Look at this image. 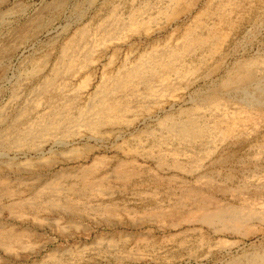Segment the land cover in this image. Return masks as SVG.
<instances>
[{"label":"rangeland","instance_id":"obj_1","mask_svg":"<svg viewBox=\"0 0 264 264\" xmlns=\"http://www.w3.org/2000/svg\"><path fill=\"white\" fill-rule=\"evenodd\" d=\"M169 47L182 77L143 70L110 97L128 111L82 125L97 87ZM263 75L264 0H0V264H264ZM52 114L75 125L14 142ZM90 166L102 195L62 178Z\"/></svg>","mask_w":264,"mask_h":264},{"label":"bare ground","instance_id":"obj_2","mask_svg":"<svg viewBox=\"0 0 264 264\" xmlns=\"http://www.w3.org/2000/svg\"><path fill=\"white\" fill-rule=\"evenodd\" d=\"M171 1V0H170ZM161 2V1H160ZM169 2V1H168ZM173 4V3H172ZM170 6V5H169ZM166 8V7H165ZM114 10V9H113ZM146 11V10H145ZM166 11V10H165ZM167 11H169V10H167ZM114 12H115V10H114ZM142 12V11H141ZM144 13V12H143ZM142 13V15H144ZM160 13H161V11H160ZM111 15H112V12H111ZM114 15H116V14H114ZM114 15H112V16H114ZM146 15V14H145ZM149 15V14H148ZM151 16V15H150ZM149 16V17H150ZM115 17V16H114ZM117 17H119L118 15H117ZM143 17V16H142ZM130 18V17H129ZM131 18L133 19V17L131 16ZM221 18V17H220ZM219 18V19H220ZM109 19V18H108ZM113 19V18H112ZM138 19H139V17H138ZM104 20V19H103ZM103 20H102V22L101 23H103ZM129 20V19H128ZM131 20V19H130ZM137 20V19H136ZM119 21H121V20H119ZM140 21H141V19H140ZM219 21V20H218ZM217 21V22H218ZM113 22V21H112ZM111 22V23H112ZM124 22V21H123ZM122 22V23H123ZM134 22V20H131L129 23H133ZM220 22V21H219ZM114 23V25H112V24H110V27H111V25H112V27H114V28H117V25H116V23H118V21L116 22V18H115V21L113 22ZM137 23V22H136ZM107 24V23H106ZM133 24H135V22L133 23ZM132 24V26H134ZM100 25V24H99ZM104 25V24H103ZM131 25V24H130ZM142 25V24H141ZM200 25V24H199ZM101 26V25H100ZM99 26V27H100ZM116 26V27H115ZM124 26V25H123ZM128 25H126V27H127ZM205 26V25H204ZM204 26H202V27H204ZM103 27V26H102ZM109 27V26H108ZM122 27V26H121ZM98 28V27H97ZM114 28H112V29H114ZM131 28V27H130ZM216 28V27H215ZM105 29V28H104ZM103 29V30H104ZM107 29V28H106ZM124 29V28H123ZM122 29V30H123ZM126 29V28H125ZM205 29V28H204ZM211 29V28H210ZM98 30V29H97ZM111 29H108V30H106V31H103L105 34L107 33V32H109ZM117 30H118V28H117ZM122 30H120L121 32H122ZM127 30V29H126ZM129 30V29H128ZM85 31V30H84ZM99 31V30H98ZM116 31V30H115ZM216 31V30H215ZM82 32V31H81ZM94 32H96V30L94 31ZM191 32V31H190ZM189 32V33H190ZM212 32V31H211ZM80 33V32H79ZM87 34H88V31L86 32ZM100 33H102V32H100ZM117 33V32H116ZM214 33V32H213ZM84 34V33H83ZM108 34V33H107ZM110 34H111V32H110ZM191 34V33H190ZM189 34V35H190ZM193 34H194V32H193ZM212 34V33H211ZM93 35V34H92ZM109 35V34H108ZM208 35V34H207ZM81 36V35H80ZM99 36H101V34L99 35ZM105 35H103V37H104ZM195 36V35H194ZM213 36V35H212ZM78 37H79V35H78ZM102 37V38H103ZM106 37V36H105ZM110 37V36H109ZM108 37V38H109ZM83 39H84V37H82ZM87 38V37H86ZM101 38V39H102ZM190 38V37H189ZM189 38L188 37H185V39L184 40H182L183 42V46H185L190 40H189ZM200 38V37H199ZM80 39V38H79ZM90 39V38H89ZM94 39V38H93ZM100 39V38H99ZM182 39V38H181ZM212 39V38H211ZM210 39V40H211ZM192 40V39H191ZM199 40V39H198ZM203 40V39H202ZM99 41V40H98ZM194 41V40H193ZM192 41V42H193ZM78 42V41H77ZM80 42H82V39H81V41ZM96 42V41H95ZM199 42V41H198ZM197 42V43H198ZM205 42V41H204ZM84 43V42H83ZM82 43V45H84ZM104 43V42H103ZM102 43V41H101V44H103ZM107 43V42H106ZM181 43V42H180ZM200 43H203V42H200ZM208 43V42H207ZM77 44V43H76ZM79 44V43H78ZM86 44H88V43H86ZM178 44V43H177ZM91 45V44H90ZM93 45V44H92ZM188 45V44H187ZM196 45V44H195ZM89 46V45H88ZM194 46V44L192 45V47ZM191 47V48H192ZM71 48V47H70ZM77 48H78V46H77ZM175 48H177V47H175ZM182 48H184V47H182V45H181V48L180 49H182ZM85 49V48H84ZM188 49H190V48H188ZM67 50V49H66ZM77 50V49H76ZM88 50V49H87ZM182 50H184V49H182ZM181 50V51H182ZM65 51V50H64ZM72 52H73V50H71ZM83 51V50H82ZM89 51V50H88ZM92 51V50H91ZM177 51H178V49H171L170 47L166 50V51H164V54H162L161 56H155V53H154V58L153 59H150V58H148L147 60H149V61H145L144 63H142L141 65L139 64V66L138 67H135V68H133L132 70H129L128 72H125V74L124 75H122V76H119V75H115V77L113 78H111V79H109V81L107 82H105L104 84L105 85H102L103 84V82L102 81H105L104 79L101 81L102 83H101V87L100 88H96V92L94 93V96H93V98H92V100L89 102V104H86L85 105V108H84V110L83 111H81V112H79L78 113V119L80 120V122L82 123V125H84L85 127H87V128H89V129H94V127H96V126H100V124H101V122H102V120L105 118V116L107 117L108 115H112V114H115V113H119V112H121V111H124L125 109L127 110V106L128 105H130V104H128V105H126V104H122V105H124V106H121V104L117 101H111L110 100V97H111V95H113L115 92H117V91H121V90H125V87H127V85H129V84H132L131 83V79H135L136 77L138 78H142V76L144 75L143 74V70H148L150 73H151V75L153 76V75H155V74H157V70H162V71H168V72H171V74H174L175 76H176V74H178V72H179V68L178 67H176V64H178V63H174V62H176L177 61V58H179L178 57V54H177ZM180 51V50H179ZM178 51V52H179ZM185 52H186V50H184ZM63 52V51H62ZM66 52V51H65ZM78 52V51H77ZM76 52V53H77ZM84 53H85V51H83ZM74 53V52H73ZM80 53V52H79ZM78 53V54H79ZM82 53V52H81ZM80 53V54H81ZM83 53V54H84ZM88 53V52H87ZM92 53V52H91ZM63 55H64V53H62ZM66 54V53H65ZM82 54V55H83ZM89 54V53H88ZM160 54V53H159ZM68 55V54H67ZM76 55V54H75ZM75 55H73V56H75ZM87 56V55H86ZM86 56H84V57H86ZM90 56V55H89ZM179 56H180V54H179ZM67 57V56H66ZM149 57V56H148ZM181 57V56H180ZM182 57H183V54H182ZM68 58V57H67ZM75 58V57H74ZM73 58V59H74ZM77 58H79V57H77ZM89 58V57H88ZM184 58V57H183ZM60 59H62V58H60ZM72 59V60H73ZM63 60V59H62ZM71 60V61H72ZM86 62L88 61L87 59H84ZM90 60V59H89ZM61 61V60H60ZM83 62V61H82ZM180 62V61H179ZM67 64H68V62H66ZM70 63H72V62H70ZM90 63V62H89ZM141 63V62H140ZM182 63V62H181ZM61 64H63V63H61ZM175 64V65H174ZM190 64V63H189ZM65 65V64H64ZM86 65V64H85ZM89 65V64H88ZM87 65V66H88ZM182 66V65H181ZM185 66V65H184ZM183 66V67H184ZM71 67V66H70ZM69 67V68H70ZM83 67V66H82ZM68 68V67H67ZM87 68V67H86ZM131 69V68H130ZM182 69V68H181ZM186 69V68H185ZM81 70V69H80ZM85 70V69H84ZM55 71V70H54ZM161 71V72H162ZM56 72V71H55ZM185 72V71H184ZM183 72V73H184ZM59 73V72H58ZM160 73V72H159ZM181 72H179V74H180ZM187 73V72H186ZM57 74V73H56ZM55 74V75H56ZM64 74V73H63ZM148 74V73H147ZM166 74V73H165ZM164 74V75H165ZM142 75V76H141ZM159 75H161V74H159ZM183 75V74H182ZM182 75L180 74V76L182 77ZM167 76V75H166ZM169 76H170V74H169ZM264 76V75H263ZM144 77V76H143ZM149 77H150V75H149ZM157 77H159L158 75H157ZM178 77V76H177ZM57 78V77H56ZM140 78V79H141ZM145 78V77H144ZM162 81H164L165 80V78H163L162 79V76H160L159 77ZM179 78V77H178ZM133 79V80H134ZM157 79V78H156ZM52 80H54V79H52ZM137 80H139V79H137ZM143 80V79H142ZM147 80V79H146ZM150 80H152V79H150ZM149 80V81H150ZM167 80V79H166ZM55 82H56V80H55ZM140 82V81H139ZM148 82V81H147ZM158 82V81H157ZM239 82V81H238ZM49 83H51V82H49ZM62 83V82H61ZM142 83V82H141ZM149 83H151V82H149ZM165 83V82H164ZM173 83V82H172ZM139 84V83H138ZM152 84V83H151ZM136 85V84H135ZM149 85V84H148ZM147 85V86H148ZM153 85V84H152ZM151 85V86H152ZM233 85V84H232ZM134 86V85H133ZM166 86V85H165ZM242 86V85H241ZM131 89H132V86H129ZM149 87V86H148ZM79 88V87H78ZM150 88V87H149ZM149 88H148V90H149ZM129 89V88H128ZM145 89H147V88H145ZM152 89V88H151ZM76 90V89H75ZM79 90H80V88H79ZM79 90H77L78 92H79ZM123 90V91H124ZM153 90V89H152ZM240 90H242V89H240ZM80 91H82V89L80 90ZM147 91V90H146ZM145 91V92H146ZM43 92V91H42ZM74 92V91H73ZM125 92V91H124ZM136 92V91H135ZM121 93V92H120ZM244 93V92H243ZM76 94H78V93H75V96H76ZM116 94V93H115ZM114 94V95H115ZM123 94V93H122ZM69 95V94H68ZM124 95V94H123ZM72 96H74V95H72ZM78 96V95H77ZM81 96V95H80ZM125 96V95H124ZM246 96V95H245ZM79 97V96H78ZM113 97V96H112ZM132 97V96H131ZM136 97V96H135ZM160 97V96H159ZM29 98V97H28ZM68 98V97H67ZM15 99V98H14ZM132 99V98H131ZM243 99V98H242ZM253 99V98H252ZM75 100V99H74ZM77 100V99H76ZM75 100V101H76ZM79 100V99H78ZM116 100V99H115ZM129 100V99H128ZM254 100V99H253ZM77 102H79V101H77ZM249 102V101H248ZM76 103V102H75ZM130 103H132L131 101H130ZM63 104H64V102H63ZM29 105V104H28ZM34 105V104H33ZM35 105H36V103H35ZM65 105V104H64ZM63 105V106H64ZM73 106H74V104H73ZM70 107V106H69ZM72 107V106H71ZM130 108V107H129ZM35 109H37V108H35ZM67 109V108H66ZM81 109V108H80ZM71 110V109H70ZM77 110H78V108H77ZM79 111V110H78ZM128 111V110H127ZM123 113V112H122ZM117 114H116V116H117ZM238 114V113H237ZM53 115V114H52ZM55 115L56 116H58L59 114H54L53 115V117L52 118H50V119H47V120H42V121H40L39 120V123H38V125H36V124H34V125H36V126H32V127H29L28 128V130H26L25 132H23V133H21V134H16V138H15V140H14V142H20V141H25V139H31V138H33V137H35V136H37V135H39L40 133H43V132H48L49 131V133L50 132H55V131H57V130H59L61 127H63V122H66L67 124H74V122H75V120H68L67 118L66 119H62V118H58V117H56L55 118ZM120 115H122V114H120ZM126 115V114H125ZM113 116V115H112ZM115 116V117H116ZM42 117V116H41ZM60 117V116H59ZM110 118V117H109ZM108 118V119H109ZM114 118V117H113ZM226 118V117H225ZM224 118V119H225ZM229 119V118H228ZM233 119V118H232ZM119 120V119H118ZM194 121V120H193ZM120 122V121H119ZM198 122V121H197ZM226 122V121H225ZM196 123V122H195ZM233 124L234 123H232V126H233ZM75 125V124H74ZM107 125V124H106ZM197 125H199V124H197ZM196 125V126H197ZM102 126V125H101ZM196 126H195V124L193 123V122H191L190 120H188V122H182V123H174V124H172L171 126H170V128H171V130L174 132V133H176L177 135H179V136H182V138H183V141H184V139L185 138H192L193 136H195L196 135V132H197V129H196ZM228 126H230V125H228ZM232 126H230V128L232 127ZM76 127V126H75ZM169 127V126H168ZM168 127H166V128H168ZM203 127V126H202ZM197 128H199V126L197 127ZM69 129H70V127H69ZM76 129V128H75ZM92 129V130H93ZM96 129V128H95ZM61 130V129H60ZM73 130V129H72ZM85 130H86V128H85ZM97 130V129H96ZM93 131H95V130H93ZM200 133H201V131H199ZM171 133V132H170ZM198 133V132H197ZM69 134V133H68ZM209 134H211V132L209 133ZM46 135V134H45ZM48 135V134H47ZM92 135V134H91ZM192 136V137H191ZM202 136V135H201ZM177 138H178V136H176ZM196 137H198V136H196ZM193 138H195V137H193ZM204 138V137H203ZM211 138V137H210ZM8 139V138H7ZM44 139H46V138H44ZM188 139V140H189ZM12 140H13V138H12ZM195 140V139H194ZM198 140V139H197ZM210 140V139H209ZM7 141V140H6ZM18 144V143H17ZM26 144V143H25ZM31 144V143H30ZM153 146V145H152ZM17 147H19V146H17ZM138 147V146H137ZM157 147V146H156ZM158 149H159V147H158ZM157 149V150H158ZM19 150V149H18ZM71 151V150H70ZM134 152V151H133ZM137 152V151H136ZM163 154V153H162ZM161 154V155H162ZM172 154V153H171ZM166 155V154H165ZM164 161V160H163ZM69 162V161H68ZM28 164V163H27ZM95 164V163H94ZM3 165V164H2ZM21 166V165H20ZM24 166H26V165H24ZM92 166L93 167H95L93 164H92ZM92 166H90V167H82V168H80V169H78L77 171H75V172H73V173H69L68 175H66L65 177H62V178H64L65 180L66 179H68V181H69V184H70V187H75V188H77V189H79L78 191H83V192H88V193H90V194H93L94 192H96V194H97V192H99V194H101V193H103V192H101L103 189H101V187H103V183H105V181L108 179H106V175H104V176H102L101 174H99L98 173V171H96ZM14 167V166H13ZM26 167H28V166H26ZM18 168V167H17ZM93 168V169H92ZM107 168V167H106ZM181 168V167H180ZM26 169V168H25ZM101 169V168H100ZM115 171H118V170H115ZM114 171V172H115ZM121 171H118V173H120ZM24 173V172H23ZM112 173V172H111ZM123 173V175L122 176H125V178L126 177H128V175L127 174H125L124 172H122ZM115 174V173H114ZM112 175H113V173H112ZM111 175V176H112ZM118 175V174H117ZM117 175L115 176L116 177V181H115V179L113 178V181L114 182H117L118 183V177H117ZM153 175H155V174H153ZM108 176V175H107ZM120 176V175H119ZM131 176H133L132 174H131ZM59 178V179H62V178ZM134 177V176H133ZM131 178V177H130ZM38 179V178H37ZM56 179V178H55ZM59 179L58 180H56V181H59ZM111 179V178H110ZM130 180V179H129ZM108 181H109V179H108ZM112 181V182H113ZM119 181H120V179H119ZM126 181V180H125ZM125 181H123V182H125ZM2 182V181H1ZM127 182V181H126ZM128 182H130V181H128ZM141 183V182H140ZM8 184V183H7ZM12 184V183H11ZM48 184V183H47ZM59 182L58 183H56V184H54V186H53V184H52V187H49V185H48V188H47V190H49V191H51V192H57L58 193V189H60V187H59ZM109 184V183H108ZM68 186V185H67ZM107 188V187H106ZM109 188V187H108ZM99 189H101V191L99 190ZM105 190V189H104ZM103 190V191H104ZM7 191V190H6ZM46 191V190H45ZM66 191H68V190H66ZM114 191V190H113ZM63 192V191H62ZM4 193V192H3ZM42 193V192H41ZM56 193V194H57ZM109 193V192H108ZM51 193H49V195H50ZM59 194V193H58ZM112 194V193H111ZM3 195V194H2ZM4 195H5V193H4ZM8 195V194H7ZM98 195V194H97ZM102 195V194H101ZM93 196V195H92ZM4 197V196H3ZM14 197V196H13ZM40 198H41V196H39ZM101 198H102V196H101ZM185 198V197H184ZM11 199V198H10ZM186 199H188V198H186ZM185 199V200H186ZM26 200V199H25ZM24 200V201H25ZM52 200V199H51ZM30 201V200H29ZM35 201V200H34ZM24 203V202H23ZM32 203V202H31ZM54 203V202H53ZM56 203V202H55ZM69 203V202H68ZM60 204V203H59ZM29 205V204H28ZM56 205V204H55ZM54 205V206H55ZM58 205V204H57ZM41 206V205H40ZM65 206V205H64ZM36 207V206H35ZM51 207V206H50ZM31 208H32V206H31ZM100 208V207H99ZM155 208V207H154ZM117 210V209H116ZM123 210V209H122ZM129 210V209H128ZM74 211V210H73ZM110 211V210H109ZM112 211V210H111ZM222 211V210H221ZM224 211V210H223ZM84 212V211H83ZM161 212V211H160ZM177 212V211H176ZM238 212V211H237ZM240 212V211H239ZM108 213V212H107ZM112 213H114V212H112ZM128 213V212H127ZM162 213V212H161ZM160 213V214H161ZM166 213H168V212H166ZM166 213H162V214H166ZM217 213V212H216ZM228 213V212H227ZM226 213V214H227ZM232 213V212H231ZM159 214V212H158V215L157 214H155V217H157L156 219H158V216L160 215ZM162 214H161V217H162ZM131 215H133V214H131ZM135 215V214H134ZM151 215V214H150ZM157 215V216H156ZM167 215H169V214H167ZM211 215V214H210ZM224 215V213L222 214V215H219V214H214V215H211L210 217L208 216V214H207V216L206 217H203V218H205V220L203 221L205 224L207 223V224H211L212 222V218H213V220H214V218H216L217 220L219 219H221L222 218V216ZM243 215V214H242ZM252 215V214H251ZM99 216V215H98ZM164 216V215H163ZM232 216V215H231ZM224 217V216H223ZM147 219V218H146ZM159 220H161V219H159ZM163 220H165V218L163 219ZM162 220V221H163ZM237 220V219H236ZM221 221V220H220ZM202 222V223H203ZM127 237V236H126ZM111 239V238H110ZM124 239H125V237H124ZM117 240V239H116ZM107 241V240H106ZM105 241V242H106ZM120 241H121V239H120ZM122 242V241H121ZM123 242H124V240H123ZM126 242L127 241H125L124 243H121V244H118V242H115V241H111V240H109L108 241V244L107 245H109L108 247H110L111 249H113L114 251H119L120 249H124V248H126ZM130 242V241H129ZM100 243V242H99ZM98 243V244H99ZM107 243V242H106ZM136 243V242H135ZM138 243H140V242H138ZM106 245V246H107ZM129 245V244H128ZM135 245V244H134ZM147 245V244H146ZM99 246V245H98ZM133 246V245H132ZM138 247V246H137ZM109 249V248H108ZM110 249V250H111ZM130 249V248H129ZM109 251V250H108ZM154 252V251H153ZM262 252H264V251H262ZM126 254V253H125ZM138 254V253H137ZM132 255V254H131ZM139 255V254H138ZM140 255H142V254H140ZM128 256V255H127ZM262 257H264V254L263 255H261ZM260 257V256H259ZM257 258H258V256H257ZM256 258V259H257ZM262 260L261 258H258V260ZM246 260V259H245ZM262 262V261H261Z\"/></svg>","mask_w":264,"mask_h":264}]
</instances>
